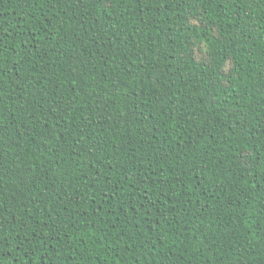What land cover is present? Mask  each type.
Instances as JSON below:
<instances>
[{
	"label": "trees",
	"instance_id": "trees-1",
	"mask_svg": "<svg viewBox=\"0 0 264 264\" xmlns=\"http://www.w3.org/2000/svg\"><path fill=\"white\" fill-rule=\"evenodd\" d=\"M0 264H264V0H0Z\"/></svg>",
	"mask_w": 264,
	"mask_h": 264
}]
</instances>
